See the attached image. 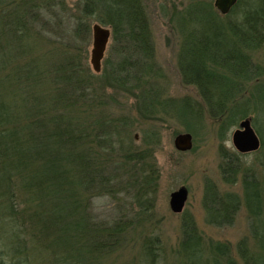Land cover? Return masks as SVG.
<instances>
[{
	"label": "trees",
	"instance_id": "16d2710c",
	"mask_svg": "<svg viewBox=\"0 0 264 264\" xmlns=\"http://www.w3.org/2000/svg\"><path fill=\"white\" fill-rule=\"evenodd\" d=\"M81 1L78 14H69L67 0H0V80L8 94L18 95L11 101L17 119L0 132V264H107L150 208L128 218L121 204V215L110 221L98 218L93 199L124 194L141 207L154 202L159 135H149L152 146L133 145L130 117L138 113L149 123L158 109L175 103L149 87L157 70L149 17L142 0ZM185 9L178 63L204 107L185 98L179 114L188 130L190 120L203 115L228 130L250 114L246 94L264 73L252 53L264 49V0H238L225 16H239L229 21L211 0H190ZM98 13L96 21L113 33L100 74L86 52L89 18ZM257 133L263 137L260 128ZM221 150L222 178L236 183L241 174L242 195L206 180L207 220L229 225L244 206L251 241L242 238L238 252L244 264H264V180L238 153ZM180 247L202 251L189 215ZM213 249L228 254L224 243ZM226 264L235 263L229 258Z\"/></svg>",
	"mask_w": 264,
	"mask_h": 264
},
{
	"label": "rangeland",
	"instance_id": "374dc122",
	"mask_svg": "<svg viewBox=\"0 0 264 264\" xmlns=\"http://www.w3.org/2000/svg\"><path fill=\"white\" fill-rule=\"evenodd\" d=\"M69 14L77 13V5L81 0H67ZM190 0H142L150 21L152 42L155 49L156 72L152 84L160 88L163 98L174 99L175 105H165L151 116L149 123L142 115L133 114L130 121L132 125L131 142L133 145H150L149 135L157 133L159 142L156 147L155 157L158 166V187L153 193L154 202L142 203V207L131 198H125L120 194V199L111 196L95 197L94 210L98 218L112 220L121 215L119 207H126L128 218L135 217L141 209L148 204L150 208L149 218L142 225L128 233L124 248L118 251L107 264H218L213 245L217 242L224 243L228 247V254L219 256L223 264L231 258L235 264H244L238 252V243L244 237L250 240L249 219L244 206L241 207L233 223L217 226L208 222L203 206V195L206 180L214 182L221 191H233L242 195L240 178L236 183H226L222 178L220 168L221 148L240 155L245 166L253 168L260 173L264 180V73L256 80L257 86L246 94V102L249 105V115L242 118H250L254 129L262 130L259 135V147L250 152H240L233 141L234 132L239 128L241 120L228 130H220L219 121L211 120L207 115L190 120L191 130L179 114L180 103L188 98L196 107L203 110L204 102L198 91L193 86L186 84L182 79L178 58L185 39L183 35V15ZM217 15L224 21L235 20L239 16L238 11L230 16L222 14L215 6V0H211ZM96 16H91V32L89 41L86 42L88 65L97 74L104 68V61L110 53L113 45V33L109 25L96 21ZM69 17V16H68ZM99 23L111 29V37L108 41L105 56L102 60L101 70L96 72L91 62L93 48V25ZM72 28V22L68 21V30ZM254 58L263 63L264 49L252 50ZM151 88V87H150ZM18 95L8 94L0 80V106L5 105V120L1 121V128L6 129L17 119V112L13 102ZM118 102V101H117ZM129 102V101H128ZM127 103V102H125ZM132 102L126 105L128 108ZM118 113H121L118 111ZM257 127V128H256ZM189 132L193 136V147L187 151H180L175 147V137L179 133ZM8 133V132H6ZM137 135V137H136ZM263 141V142H262ZM147 144V145H148ZM152 146V143L151 145ZM181 186L188 189V199L181 211L173 210L171 206V193ZM141 207V208H140ZM189 215L194 222L201 238L202 251L181 252L183 218ZM147 239L152 243L150 254L147 250Z\"/></svg>",
	"mask_w": 264,
	"mask_h": 264
},
{
	"label": "water",
	"instance_id": "95a60500",
	"mask_svg": "<svg viewBox=\"0 0 264 264\" xmlns=\"http://www.w3.org/2000/svg\"><path fill=\"white\" fill-rule=\"evenodd\" d=\"M238 0H215V6L222 14H228ZM93 48L91 62L96 72L101 70L102 60L105 56L108 41L111 37V29L99 23L93 25ZM137 137V135H136ZM233 141L241 152H249L259 147L260 141L250 118L242 120L239 128L234 132ZM175 147L180 151H187L193 147V136L189 132L179 133L175 137ZM188 199V189L181 186L171 193V206L175 211H181Z\"/></svg>",
	"mask_w": 264,
	"mask_h": 264
},
{
	"label": "bare ground",
	"instance_id": "6f19581e",
	"mask_svg": "<svg viewBox=\"0 0 264 264\" xmlns=\"http://www.w3.org/2000/svg\"><path fill=\"white\" fill-rule=\"evenodd\" d=\"M255 130V129H254ZM255 132H256V134L258 135V133H257V131L255 130ZM258 137H259V135H258ZM240 176H241V174H239L238 175V178H240Z\"/></svg>",
	"mask_w": 264,
	"mask_h": 264
},
{
	"label": "flooded vegetation",
	"instance_id": "af4514ba",
	"mask_svg": "<svg viewBox=\"0 0 264 264\" xmlns=\"http://www.w3.org/2000/svg\"><path fill=\"white\" fill-rule=\"evenodd\" d=\"M250 152V151H249Z\"/></svg>",
	"mask_w": 264,
	"mask_h": 264
}]
</instances>
